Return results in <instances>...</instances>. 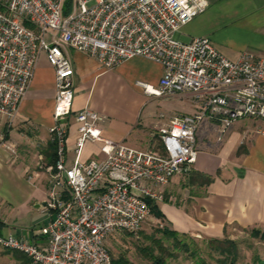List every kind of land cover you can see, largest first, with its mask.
I'll return each instance as SVG.
<instances>
[{"label": "built area", "instance_id": "obj_1", "mask_svg": "<svg viewBox=\"0 0 264 264\" xmlns=\"http://www.w3.org/2000/svg\"><path fill=\"white\" fill-rule=\"evenodd\" d=\"M63 2L0 0V122L12 126L45 53L54 70L48 132L56 147L54 163L38 165L49 183L44 204L49 221L34 232L42 243L0 236V248L25 255L29 264H111L107 239L135 233L149 215L148 200L161 199L159 187L192 171L204 122L218 125L220 141L238 120L264 121V59L244 51L230 60L207 37L179 41L181 28L207 9V0H93L91 5L76 0L67 16ZM66 48L85 53L99 71L134 57L156 62L162 68L158 87L137 86L155 97L189 94L197 110L172 117L160 130L157 150L105 140V118L89 108L78 111L68 166L65 120L72 113L74 71ZM87 142L99 144L101 159L81 160ZM0 148L16 156L4 134Z\"/></svg>", "mask_w": 264, "mask_h": 264}, {"label": "crops", "instance_id": "obj_2", "mask_svg": "<svg viewBox=\"0 0 264 264\" xmlns=\"http://www.w3.org/2000/svg\"><path fill=\"white\" fill-rule=\"evenodd\" d=\"M207 9L184 25L183 43L207 37L226 58L248 51L264 59V0H207ZM70 60L74 99L66 120V164L74 159L78 123L73 115L85 108L105 118L101 137L138 150L161 148L160 130L178 115L197 110L189 94L155 97L137 86L158 87L161 66L134 57L115 68L99 71L85 53L64 49ZM54 70L41 53L15 121L0 135L16 147V156L0 148V236L42 243L35 235L49 217L44 204L47 175L38 168L49 162V128L53 125ZM28 127H32L28 130ZM218 125L204 122L197 131L193 173L212 178L210 184H189L175 175L159 187L155 200L164 227L180 236L224 239L235 229H264V121L243 119L232 124L220 141ZM99 144L87 142L81 160L101 159ZM41 218V219H40ZM40 219V220H39Z\"/></svg>", "mask_w": 264, "mask_h": 264}, {"label": "rangeland", "instance_id": "obj_3", "mask_svg": "<svg viewBox=\"0 0 264 264\" xmlns=\"http://www.w3.org/2000/svg\"><path fill=\"white\" fill-rule=\"evenodd\" d=\"M75 1L72 0V4ZM91 4L93 0H90ZM166 230L160 217L155 216L151 210L135 233L123 231L109 236L106 246L110 258L115 260L122 256L132 264H152L140 252L147 248L153 250V255L162 256L165 264H217L216 260L221 259L218 250L211 247L208 240L190 237H178L175 240L165 235ZM256 230L255 234L253 229H235L224 238L237 245L238 259L235 264H250L254 256L264 262V240L261 237L264 229ZM155 241L160 243L164 253H160ZM176 242L185 244L189 252H184L180 245L176 246ZM0 264H27V261L23 255L0 248Z\"/></svg>", "mask_w": 264, "mask_h": 264}, {"label": "trees", "instance_id": "obj_4", "mask_svg": "<svg viewBox=\"0 0 264 264\" xmlns=\"http://www.w3.org/2000/svg\"><path fill=\"white\" fill-rule=\"evenodd\" d=\"M71 9H72V0H64L63 6H62L63 15L67 16L71 12ZM47 150L49 153V162L47 164H53L56 158L55 144L50 142ZM187 178H188L187 183L189 184L199 183L202 186L208 185L212 181V178L201 175V174L193 173V171H190V173L187 175ZM147 203L150 207V211L153 210V214L161 218L162 215L158 211L156 205L154 204V201L148 200ZM257 231L258 230L253 229V233L255 234ZM165 235L168 236V238H175V240H177L178 237H185V236H180L177 233L170 231V230H166ZM261 237L263 238L262 240H264V234H262ZM208 242L211 247L218 250V255L221 257V259L219 258L216 260L217 264H235L236 263L238 259V250H237V245L233 241H230L228 239H220V240L212 239V240H208ZM154 244L158 247L160 253L165 252V250L162 248L159 242L155 241ZM178 245L181 246V249H183L184 252H189V249L187 248L185 244H180V242H176V246ZM7 251H10V250H7ZM10 252H15L19 255H23L16 251H10ZM140 252L141 254L144 255L145 258L149 259L152 262V264H165L164 258L162 256L153 255V250L151 249L145 248L141 250ZM23 257L26 258L27 264H29V259L25 255H23ZM111 264H132V263L128 262L124 257L121 256L115 260L111 259ZM250 264H264V262L258 256H254Z\"/></svg>", "mask_w": 264, "mask_h": 264}]
</instances>
